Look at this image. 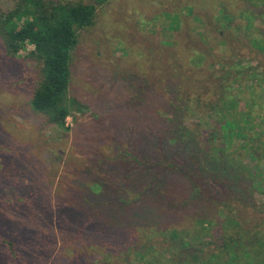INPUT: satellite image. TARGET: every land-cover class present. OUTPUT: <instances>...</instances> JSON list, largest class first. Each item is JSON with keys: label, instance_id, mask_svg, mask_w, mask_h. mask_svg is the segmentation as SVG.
I'll list each match as a JSON object with an SVG mask.
<instances>
[{"label": "rangeland", "instance_id": "rangeland-1", "mask_svg": "<svg viewBox=\"0 0 264 264\" xmlns=\"http://www.w3.org/2000/svg\"><path fill=\"white\" fill-rule=\"evenodd\" d=\"M16 1L0 0V14ZM79 39L70 96L89 109L67 133L31 107L34 48L13 57L0 41V264H218L210 254L230 237L264 264V194L249 178L207 171L200 136L187 173L138 152L155 137L162 157L169 126L207 138L220 77L264 112V81L251 87L252 71L264 79V0H111ZM262 156L249 167L264 170ZM41 191L53 208L25 201Z\"/></svg>", "mask_w": 264, "mask_h": 264}, {"label": "trees", "instance_id": "trees-1", "mask_svg": "<svg viewBox=\"0 0 264 264\" xmlns=\"http://www.w3.org/2000/svg\"><path fill=\"white\" fill-rule=\"evenodd\" d=\"M90 1L92 3H85L84 0L78 2L17 0L14 8L0 14V41L6 52L14 57L27 46H32L34 50L27 58L41 65V79L31 99L32 109L44 115L50 124L64 133L70 131L68 118L73 117L75 113L84 114L89 109L79 99L70 96L72 62L74 52L79 45L80 33L95 25L98 8L111 0ZM252 41L258 43L255 39ZM262 49L264 50V45ZM228 74L236 81V75L239 72L236 73L234 70V73L228 72ZM251 80L253 83L251 87L255 90L264 81V79L262 81L258 79L255 71H252ZM218 82L221 85L219 88L221 94L219 99L211 105L212 113L204 120L210 126L207 130L209 131L207 138L203 134L204 139L201 135L196 136V133L189 128L182 127L181 131H177L169 126L168 138L164 144L162 143L164 152L162 157L153 155L159 147L155 137L151 139V137L143 136L145 147L142 149L141 146L138 152L143 159L150 160L157 166H161L163 161L168 163L169 168H164L166 173L174 174L177 170L187 173L190 157L196 149L192 145H196L200 136L201 144L207 147L204 153L207 158L205 163L207 171H218L219 175L225 176L234 175L236 186L247 177L251 180L253 188H259L264 194V170L249 167L247 164V159L259 162L264 154V112L253 111V107L256 106L254 99H248L241 93L233 96L232 86H225L223 77H220ZM195 117L198 118L199 115ZM199 119L202 120L203 117ZM172 159L174 161L169 162ZM175 160L178 161L177 164L174 163ZM147 172L150 173L151 168H147ZM154 178H156L155 175H153V181ZM158 178L159 175H157ZM34 183L30 184L28 189H21V193L30 191L36 186ZM32 197L33 199L30 200L25 199L31 206L35 205L39 208V205L46 204L53 208V198L49 193L41 191V194ZM99 201L101 202V199ZM68 217L72 224L83 219L74 213L68 214ZM197 222L203 229L210 232L209 221ZM170 236L174 239L180 238L175 230L170 232ZM94 239L95 236L92 241ZM226 239H229V242H225V246L220 248L219 252L217 249L210 254L212 259H219L218 264H221L225 257L228 258L226 264L257 263L259 250L256 247L244 246L235 237ZM182 244L184 248L189 247V242ZM202 263L210 264L205 260Z\"/></svg>", "mask_w": 264, "mask_h": 264}]
</instances>
